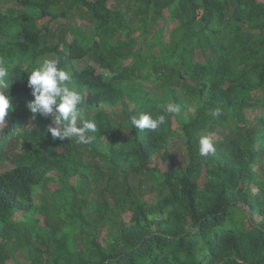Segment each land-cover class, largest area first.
Here are the masks:
<instances>
[{
  "label": "trees",
  "instance_id": "trees-1",
  "mask_svg": "<svg viewBox=\"0 0 264 264\" xmlns=\"http://www.w3.org/2000/svg\"><path fill=\"white\" fill-rule=\"evenodd\" d=\"M110 1L0 6V264H264V0ZM53 56L91 144L54 140L26 107ZM142 112L166 122L137 129Z\"/></svg>",
  "mask_w": 264,
  "mask_h": 264
},
{
  "label": "clouds",
  "instance_id": "clouds-1",
  "mask_svg": "<svg viewBox=\"0 0 264 264\" xmlns=\"http://www.w3.org/2000/svg\"><path fill=\"white\" fill-rule=\"evenodd\" d=\"M9 72L3 61H0V125H3L10 113L14 111L12 99L8 95L9 84L7 77ZM72 73L66 68L60 67L58 57L44 58L28 76L27 87L34 98L26 105L34 120L37 115L42 118H50L47 132L52 138L71 140L75 138L77 143L91 144L96 139L97 124L94 120H84L79 105L82 96L74 88L70 87ZM168 114H179L180 106L175 103L166 105ZM221 109L213 110V116L219 117ZM166 122L165 115L153 117L151 113L142 112L139 116H132L130 123L140 130L155 132ZM216 151L209 136H202L199 140V152L202 156L214 154Z\"/></svg>",
  "mask_w": 264,
  "mask_h": 264
},
{
  "label": "rangeland",
  "instance_id": "rangeland-1",
  "mask_svg": "<svg viewBox=\"0 0 264 264\" xmlns=\"http://www.w3.org/2000/svg\"><path fill=\"white\" fill-rule=\"evenodd\" d=\"M109 5L110 7H115L117 6V3L115 1H110L109 2ZM0 6H2V8L4 9V11H8V9H12V8H15V4L12 2V0H0ZM177 26V24L174 22V21H170L169 22V27L166 29L165 31V39H166V42L169 41V32L175 28ZM27 65V62L24 63L23 66H26ZM116 110H118V112L120 111V106L115 108ZM193 112V111H192ZM5 126V123L3 125H0V130L2 128H4ZM174 127L176 128L177 127V124L174 125ZM175 154V157H176V160H175V163L177 164V166H181L182 164L180 163V160H181V155L178 153V151H173ZM12 166L10 164H5V165H0V172H4L5 170L7 169H10ZM52 188H55L53 186H51ZM256 221H259V218L256 217ZM8 264H14L13 261H9Z\"/></svg>",
  "mask_w": 264,
  "mask_h": 264
}]
</instances>
